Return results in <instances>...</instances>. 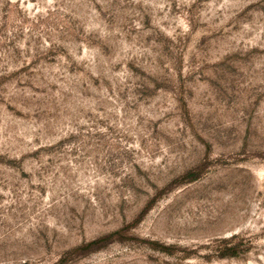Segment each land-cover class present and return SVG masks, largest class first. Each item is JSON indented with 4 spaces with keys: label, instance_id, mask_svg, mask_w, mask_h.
Returning <instances> with one entry per match:
<instances>
[{
    "label": "rangeland",
    "instance_id": "rangeland-1",
    "mask_svg": "<svg viewBox=\"0 0 264 264\" xmlns=\"http://www.w3.org/2000/svg\"><path fill=\"white\" fill-rule=\"evenodd\" d=\"M0 264H264V0H0Z\"/></svg>",
    "mask_w": 264,
    "mask_h": 264
}]
</instances>
